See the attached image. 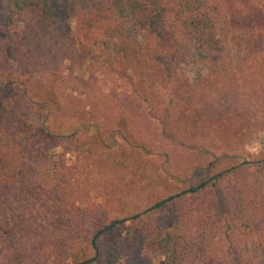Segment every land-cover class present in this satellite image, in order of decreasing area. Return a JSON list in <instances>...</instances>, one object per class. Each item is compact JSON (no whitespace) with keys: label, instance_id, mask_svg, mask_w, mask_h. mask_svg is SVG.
I'll return each instance as SVG.
<instances>
[{"label":"trees","instance_id":"16d2710c","mask_svg":"<svg viewBox=\"0 0 264 264\" xmlns=\"http://www.w3.org/2000/svg\"><path fill=\"white\" fill-rule=\"evenodd\" d=\"M248 4L252 13L253 8L264 13V0H0L6 10L0 21V90L15 91L0 94V264H115L125 257L123 250L105 248L103 237L141 217L140 212L108 218L125 197L121 178L130 169L125 149L99 153L76 133L60 141L36 119L43 103L31 106L30 88L69 84L60 66L80 58L54 30L61 11L100 29L111 42L136 40L152 59L163 52L182 60L192 49L220 52L225 44L260 37L256 22L243 18ZM155 22L161 33L151 29ZM68 154L74 156L71 165ZM250 169L245 163L145 209L158 214L156 224L149 232L142 226L131 232L135 247L126 264H142L154 250L164 264H251L249 254L222 244L228 235L220 231V203L199 196L213 180L223 186L229 216L223 220L249 230L245 232L260 253L256 262L264 264V187L258 177L245 173ZM238 179L251 181L238 189ZM182 196H187L185 208L195 227L167 211Z\"/></svg>","mask_w":264,"mask_h":264},{"label":"rangeland","instance_id":"374dc122","mask_svg":"<svg viewBox=\"0 0 264 264\" xmlns=\"http://www.w3.org/2000/svg\"><path fill=\"white\" fill-rule=\"evenodd\" d=\"M246 6L243 18L256 22L262 30L260 37L225 44L220 52L192 49L182 60L163 52L152 59L136 40L125 37L124 42H111L100 29L61 11L54 30L80 58L60 66L69 84H37L30 88L29 99L31 106L43 103L36 119L60 135V141L76 133L99 153L127 151L130 169L121 178L125 197L108 218L123 219L140 212L141 217L103 237L105 248L123 250L125 257L115 264L127 263L135 247L131 232L140 226L142 231L144 227L147 232L153 230L158 214L144 210L156 202L245 163L251 164L245 173L258 177L264 187V146L260 145L264 144V13L258 8L252 13L251 5ZM5 13L0 6V21ZM150 27L161 33L156 22ZM14 92L12 88L0 90L3 97ZM55 151L60 153L61 148ZM66 158L71 165L74 156ZM213 181L199 196L220 203V231L228 235L222 244L244 251L249 254L247 262L259 264L255 258L260 253L245 232L249 230L223 220L229 218L223 186ZM247 182L238 179L235 187L240 189ZM186 197L176 199L167 211L178 213L188 228L195 227L194 218L187 215ZM141 262L164 264V259L154 250Z\"/></svg>","mask_w":264,"mask_h":264},{"label":"built area","instance_id":"2783aa9c","mask_svg":"<svg viewBox=\"0 0 264 264\" xmlns=\"http://www.w3.org/2000/svg\"><path fill=\"white\" fill-rule=\"evenodd\" d=\"M261 146H264V144L260 143Z\"/></svg>","mask_w":264,"mask_h":264}]
</instances>
